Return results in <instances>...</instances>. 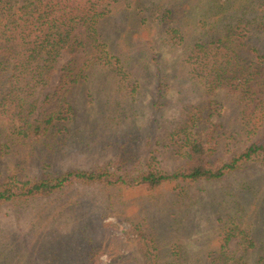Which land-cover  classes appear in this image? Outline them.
Returning a JSON list of instances; mask_svg holds the SVG:
<instances>
[{"label":"rangeland","instance_id":"1","mask_svg":"<svg viewBox=\"0 0 264 264\" xmlns=\"http://www.w3.org/2000/svg\"><path fill=\"white\" fill-rule=\"evenodd\" d=\"M152 1L122 4L102 25L109 54L128 60L122 71L127 77L114 67L82 70L67 96L70 111L63 110L65 117L39 141L15 137L9 130L13 122L0 120V135L7 131L5 138L0 136V183L49 178L67 170L104 172L109 181L108 186L105 179L71 182L47 196L0 204V264L54 258L56 252L57 258H87L94 252L95 264H143L142 250L151 249V238L159 258H177L179 251L185 258H205L234 223L252 240L232 236L228 253L241 258L243 245L252 241L244 262L264 258V161L214 181L152 190L119 184L148 168L175 170L186 160V136L198 135L208 125L220 135L215 162L264 140V104L248 129L242 125L248 106L239 94L207 92L191 79L183 48L164 43L158 27L145 18ZM195 2L200 8L204 1ZM256 43L264 45V36ZM73 57L78 54L62 53L48 84L38 91V108L56 105L54 100L46 105L43 98ZM188 109L199 127L187 124L180 131L188 123ZM79 232L81 243L73 241ZM51 240L70 241L72 254L63 255L60 245L48 253Z\"/></svg>","mask_w":264,"mask_h":264},{"label":"trees","instance_id":"2","mask_svg":"<svg viewBox=\"0 0 264 264\" xmlns=\"http://www.w3.org/2000/svg\"><path fill=\"white\" fill-rule=\"evenodd\" d=\"M132 1L136 0H0V120L13 122L9 130L15 137L35 142L49 134L65 117L63 110L70 111L67 96L82 70L95 65L114 67L127 77L122 71L128 60L109 54L101 29L113 12ZM195 1H204L202 7ZM145 12V18L158 27L164 43L183 48L182 61L191 79L207 92L227 89L241 96L248 106L242 125L253 127L251 117L264 104V45L256 43L264 36V0H153ZM63 52L76 53L78 57L61 66L54 89L43 98L46 105L52 100L56 105L38 108V91L48 84ZM189 112L192 111L188 109V123L180 131L199 127ZM212 127H204L203 135L201 131L186 136V160L175 170L148 168L133 180L121 179L119 184L152 190L167 184L214 181L264 161V140L257 139L229 159L215 162L212 156L220 135ZM0 136L5 138L7 131ZM107 179L104 172L67 170L49 178L0 183V204L47 196L76 181L91 184L104 180L108 186ZM242 233L236 223L228 226L215 251H209L205 258H185L180 251L177 258H159L157 243L151 238L152 247L142 250L141 260L143 264H247L242 257L254 247L252 241L243 245L241 258L228 253L232 236L252 240L247 231ZM79 234L74 235V242L84 239ZM68 242L51 240L45 249L54 252L60 245L59 250L68 257L72 254ZM57 256L56 252L54 258H27L24 264L98 262V258H92L94 252H89L87 258ZM256 264H264V258H257Z\"/></svg>","mask_w":264,"mask_h":264}]
</instances>
